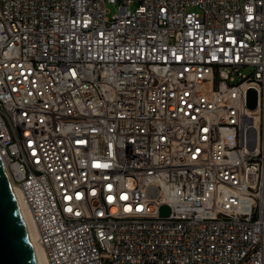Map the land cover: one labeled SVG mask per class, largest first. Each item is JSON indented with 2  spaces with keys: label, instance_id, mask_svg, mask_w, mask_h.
I'll return each instance as SVG.
<instances>
[{
  "label": "built area",
  "instance_id": "2783aa9c",
  "mask_svg": "<svg viewBox=\"0 0 264 264\" xmlns=\"http://www.w3.org/2000/svg\"><path fill=\"white\" fill-rule=\"evenodd\" d=\"M0 158L48 264H264V0H0Z\"/></svg>",
  "mask_w": 264,
  "mask_h": 264
},
{
  "label": "water",
  "instance_id": "95a60500",
  "mask_svg": "<svg viewBox=\"0 0 264 264\" xmlns=\"http://www.w3.org/2000/svg\"><path fill=\"white\" fill-rule=\"evenodd\" d=\"M248 104L257 105L254 90L249 92ZM170 207L163 205L161 214L168 215ZM0 264H38L15 194L0 158Z\"/></svg>",
  "mask_w": 264,
  "mask_h": 264
},
{
  "label": "bare ground",
  "instance_id": "6f19581e",
  "mask_svg": "<svg viewBox=\"0 0 264 264\" xmlns=\"http://www.w3.org/2000/svg\"><path fill=\"white\" fill-rule=\"evenodd\" d=\"M13 191H14L15 198L17 200L19 209L21 211V214H22V217H23V220H24V223H25V226L27 229V233H28L29 239L31 241L37 262H38V264H48V261H47V258H46V255H45L43 248L36 241L35 228H34L32 218H31L30 214L25 210L22 203L20 202L19 194L16 192V190H14V188H13Z\"/></svg>",
  "mask_w": 264,
  "mask_h": 264
},
{
  "label": "rangeland",
  "instance_id": "374dc122",
  "mask_svg": "<svg viewBox=\"0 0 264 264\" xmlns=\"http://www.w3.org/2000/svg\"><path fill=\"white\" fill-rule=\"evenodd\" d=\"M137 5H138V3L136 2V3H134V4L131 6V8H132V9H135ZM108 9H110V14H111V13H114V12L117 11V10H116V6H114V5H112V4H108Z\"/></svg>",
  "mask_w": 264,
  "mask_h": 264
}]
</instances>
